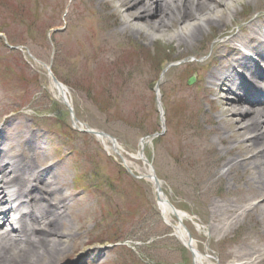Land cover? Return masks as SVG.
Here are the masks:
<instances>
[{
  "label": "rangeland",
  "instance_id": "374dc122",
  "mask_svg": "<svg viewBox=\"0 0 264 264\" xmlns=\"http://www.w3.org/2000/svg\"><path fill=\"white\" fill-rule=\"evenodd\" d=\"M100 1L43 0L45 7L38 10L33 0H0L3 139L16 152L24 132L38 133L39 139L32 143L40 147V153L33 165L52 166L50 171L58 177L57 196L65 197L68 206L64 225L73 233H82L74 236L82 245L57 264H91L88 253L94 250L108 259L105 264H192V255L164 223L152 185L132 179L121 161L104 151L93 136L73 131L68 110L54 97L47 69L25 56L26 51L38 62L50 65L54 76L66 86L76 118L115 137L127 153H136L142 138L162 133L144 146V153L169 202L203 228L196 230L194 224L183 221L200 252L208 248L214 264L230 260L239 264L238 256L250 248L264 256V230L255 227L258 221L264 224L263 214L249 212L238 217L241 224L234 229L230 215L215 207L240 202L238 209L246 210L259 196L253 197L256 190L241 169L221 177L230 169L224 167L226 160L243 150L244 136L230 144L220 143L221 126L226 128L229 118H221L218 126L210 123L223 107L218 102L221 94L216 93V97L205 82L213 45L228 41L231 30L241 35L239 29L264 16V0H238L232 14L235 24L225 36L216 35L218 27L212 26L195 48L185 51L165 35L150 39L144 31H121L114 25L115 19L123 16L120 4L105 0L104 6ZM98 27L116 32L115 40L102 54L87 45L84 37L93 36ZM205 43V51L193 56L192 52L202 51ZM13 45L23 50L8 48ZM164 57L174 64L163 65L167 68L163 76L157 59ZM193 75L195 83L188 85ZM98 99L110 109L97 108ZM219 127L221 132L214 134ZM254 151L238 161L250 158ZM124 157L143 172L140 161ZM227 228L230 230L224 232Z\"/></svg>",
  "mask_w": 264,
  "mask_h": 264
},
{
  "label": "bare ground",
  "instance_id": "6f19581e",
  "mask_svg": "<svg viewBox=\"0 0 264 264\" xmlns=\"http://www.w3.org/2000/svg\"><path fill=\"white\" fill-rule=\"evenodd\" d=\"M103 1L105 0H101L100 4L106 6L107 3ZM115 1L124 10L119 21L115 16L116 24L114 25L121 27V31L128 30L136 33L144 31L150 39L165 35L168 41H175L176 47L184 51L195 48L202 40L201 37L212 26L218 27L216 35L225 36L235 24L236 20L232 19V14L239 3L238 0ZM42 2L39 1V6ZM227 21H230V25L226 24ZM239 30L242 35L237 36L231 30L228 41L213 45L212 56L206 65V68L211 67V70L205 79L206 84L211 88V93L213 89H216L218 93L223 94L221 101H218L223 109L216 112L218 108L215 105L216 122L210 120V123L218 126L217 122L221 118H229L225 121L226 128L221 126L224 133L219 140L220 143L230 144L244 136L241 141L243 150L235 151L233 156L226 160L224 167L230 166V169L227 172L224 171L221 177L226 178L234 170L241 169L250 177L256 190L253 197L259 196L246 210L238 209L240 202H236L231 207L227 204L215 206L219 212L230 215L231 223L235 224L234 229L239 228L241 224L237 218L249 212L254 215L259 212L264 218V86L262 85L264 74L255 75L252 70L257 69L258 63H264L262 53L264 52V16L258 17L247 27ZM115 34L116 32L110 28L98 27L93 36L85 35L84 37L87 45L100 49L99 54H102L107 50L110 42L115 40ZM235 45L245 54L238 56L240 49ZM102 47L105 49H101ZM205 47L206 43L201 45L202 51L196 52L197 49L193 51V56L202 54ZM88 48L91 49V47ZM250 61L254 62L253 66L249 64ZM220 67L225 68L224 73L220 72ZM52 89L55 99L60 102L67 99L71 102L72 99L64 85L55 86ZM228 96H232L231 99ZM161 124L164 125V121ZM232 127H235V130L230 136L229 130ZM221 129L215 128L214 134L221 132ZM37 137V134L28 133L23 141L19 142V149L16 152H12L9 146L6 148L0 138V264H57L61 257V261L64 262L63 259L67 254L76 252L77 246L82 245L80 239L74 238L76 233L78 236L82 233L80 235L78 231L73 233L64 225L67 221L68 206L65 197L57 196L59 185L55 183L54 175L50 171L36 169L33 165L37 161V153L40 149L32 143ZM16 138L14 137L13 141ZM101 144L105 151L114 152V155L124 157L126 154L118 145L113 147L105 139L101 140ZM147 144L148 141H145L140 146L144 147ZM253 150L255 151L250 158L238 161V158L244 157L247 152ZM132 158L136 160L139 157L136 154ZM149 173L150 170L145 166L139 175L152 185L157 209L164 223L173 230H175L174 226H177L174 232L180 243L192 255L193 264H214L212 254L207 250L205 253L199 251L183 221L187 220L194 224L196 230H203L201 225L186 212L175 211L172 208L173 204L169 202L163 191L162 182L156 183L157 181H154ZM51 178L52 180L49 181ZM233 215L236 217H232ZM174 217L179 218L182 225L178 226L174 223ZM226 224L224 226H228ZM255 227L257 230H264V224L261 221H258ZM228 230L230 228L224 232ZM254 249L250 248L248 253L238 256L239 264H262L264 256ZM90 254L93 255L90 259H97V264L98 262L104 264L108 260L99 257L95 250ZM236 262L238 261L230 260L227 264H238Z\"/></svg>",
  "mask_w": 264,
  "mask_h": 264
},
{
  "label": "trees",
  "instance_id": "16d2710c",
  "mask_svg": "<svg viewBox=\"0 0 264 264\" xmlns=\"http://www.w3.org/2000/svg\"><path fill=\"white\" fill-rule=\"evenodd\" d=\"M155 55H156V54H155ZM167 59H168V58H166V57L161 58V59L158 58V59H157V62H158L157 64L159 65V67L164 63V60H167ZM160 63H161V64H160Z\"/></svg>",
  "mask_w": 264,
  "mask_h": 264
},
{
  "label": "water",
  "instance_id": "95a60500",
  "mask_svg": "<svg viewBox=\"0 0 264 264\" xmlns=\"http://www.w3.org/2000/svg\"><path fill=\"white\" fill-rule=\"evenodd\" d=\"M189 84H191V82L189 81ZM155 181H156V179H155Z\"/></svg>",
  "mask_w": 264,
  "mask_h": 264
}]
</instances>
